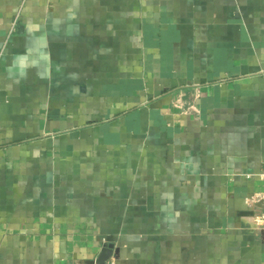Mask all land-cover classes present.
<instances>
[{
    "label": "crops",
    "instance_id": "0c3cea01",
    "mask_svg": "<svg viewBox=\"0 0 264 264\" xmlns=\"http://www.w3.org/2000/svg\"><path fill=\"white\" fill-rule=\"evenodd\" d=\"M263 142L264 0H0V264H264Z\"/></svg>",
    "mask_w": 264,
    "mask_h": 264
},
{
    "label": "built area",
    "instance_id": "2783aa9c",
    "mask_svg": "<svg viewBox=\"0 0 264 264\" xmlns=\"http://www.w3.org/2000/svg\"><path fill=\"white\" fill-rule=\"evenodd\" d=\"M258 176L261 180H264V168L260 170ZM246 203L252 207L253 217L251 222L253 227L264 232V191L253 194L247 198ZM261 203L262 206L256 207ZM103 240L106 241V239ZM109 264H114V261H110Z\"/></svg>",
    "mask_w": 264,
    "mask_h": 264
},
{
    "label": "water",
    "instance_id": "95a60500",
    "mask_svg": "<svg viewBox=\"0 0 264 264\" xmlns=\"http://www.w3.org/2000/svg\"><path fill=\"white\" fill-rule=\"evenodd\" d=\"M262 156H263V159H264V142H263V153H262ZM113 249H114V244H109L107 247H104L101 255L99 256L97 264H106L107 261L113 255Z\"/></svg>",
    "mask_w": 264,
    "mask_h": 264
}]
</instances>
